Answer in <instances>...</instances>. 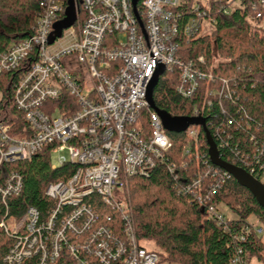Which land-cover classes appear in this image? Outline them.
I'll use <instances>...</instances> for the list:
<instances>
[{
  "label": "built area",
  "instance_id": "2783aa9c",
  "mask_svg": "<svg viewBox=\"0 0 264 264\" xmlns=\"http://www.w3.org/2000/svg\"><path fill=\"white\" fill-rule=\"evenodd\" d=\"M38 5L32 34L0 50V74L17 73L12 99L24 121L22 129L15 118L0 122V204L6 213L0 228L7 237L3 264L33 259L52 264L63 254L75 264H159L158 252L138 239L132 209L120 192L129 179L151 177L167 163L173 147L147 100L155 74L163 68L161 78L178 70L177 93L184 99L193 97L202 81H214L201 69L203 59L185 62L179 56L180 39H192L202 30L204 13L196 4L184 22L182 0H138L141 27L133 0H80L76 23L49 44L67 5L62 0H38ZM251 10L256 19H264V0H256ZM227 86L224 81L209 96L229 99ZM206 105L212 107L213 100ZM193 118L204 119L199 110ZM198 129L190 126L185 133L196 139ZM44 151L67 154L58 157L57 165L52 162V169L72 164L76 170L48 185L45 194L53 205L46 215L29 207L16 218L9 214L8 199L22 194L24 178L8 166ZM260 170L252 168L249 174L264 185ZM181 192L190 193L209 218L229 228L212 202L214 186L203 189L199 178ZM247 230L263 234L259 227ZM233 263L244 264L240 256Z\"/></svg>",
  "mask_w": 264,
  "mask_h": 264
},
{
  "label": "trees",
  "instance_id": "16d2710c",
  "mask_svg": "<svg viewBox=\"0 0 264 264\" xmlns=\"http://www.w3.org/2000/svg\"><path fill=\"white\" fill-rule=\"evenodd\" d=\"M67 1L62 0L65 6ZM234 1L212 0L204 4L201 0H182L184 22L199 4L212 31L208 35H200V31L192 39L181 38L179 56L185 62L199 63L203 59L201 69L211 74L214 81H202L196 94L184 99L177 93L180 72L167 71L153 98L156 107L171 117L193 118L199 110L222 160L250 173L252 168H264V34L258 29L264 19H256L251 10L256 0H238L240 7L231 11ZM76 2L79 4L80 0ZM38 10V0H0L1 51L32 34ZM16 79L17 73L0 74V122L7 124L15 118L18 129H22L23 115L12 99ZM224 81L228 83L229 99L211 98L210 92L219 90ZM209 99L213 100L212 107L206 105ZM168 134L173 147L167 163L147 179L127 181L124 195L132 209L138 239L154 245L159 264H234L238 256L244 264L253 258L264 261L262 236L247 230L256 227L250 218L264 224V209L248 189L211 163L204 129L199 127L196 139L185 132ZM52 162L50 152L44 151L29 162L8 166L24 178L22 194L8 199L10 215L20 218L29 207L46 215L52 208V201L45 194L48 185L65 181L76 170L72 164L52 169ZM214 171L216 176L212 175ZM199 178L203 189L215 187L213 204L223 205L236 215V219L228 220V229L209 218L190 193L182 194L181 190ZM5 214L0 204V222ZM6 250L0 251V264ZM24 264H36V259ZM52 264L75 263L63 254Z\"/></svg>",
  "mask_w": 264,
  "mask_h": 264
},
{
  "label": "water",
  "instance_id": "95a60500",
  "mask_svg": "<svg viewBox=\"0 0 264 264\" xmlns=\"http://www.w3.org/2000/svg\"><path fill=\"white\" fill-rule=\"evenodd\" d=\"M137 5L138 0H133V7H134V14L138 18L137 14ZM77 14H78V6L76 0H68L67 7L65 10V19L61 22H58L54 26V34L50 37L49 44H53V42L62 36L64 30L71 28L77 21ZM140 26L142 27L141 22L139 21ZM164 69H160L152 79L149 88H148V95L147 100L150 107L158 113L159 117L162 120L164 129L168 133H175L180 134L187 131L190 126H199L204 129L206 134L207 142L209 145V158L213 165L219 167L220 169L226 171L230 174L237 183L248 189L251 194L255 197L258 204L264 209V185L257 179L254 178L252 175L247 173L246 171L235 167L231 164H228L222 160L220 157L219 151L217 149V145L214 142L212 136L207 130L206 122L204 119L200 118H177L171 117L164 111L159 110L154 102L153 94L154 90L157 87L160 76L163 74Z\"/></svg>",
  "mask_w": 264,
  "mask_h": 264
},
{
  "label": "rangeland",
  "instance_id": "374dc122",
  "mask_svg": "<svg viewBox=\"0 0 264 264\" xmlns=\"http://www.w3.org/2000/svg\"><path fill=\"white\" fill-rule=\"evenodd\" d=\"M202 3L204 4H209L212 0H201ZM240 7V4H239V1L236 0L233 2V4L231 5V11L237 9ZM258 29L264 34V25H261L258 27ZM212 31V27L211 25L206 21L203 23V26H202V30H201V33L200 35H208L210 34ZM216 62H218V58H216ZM1 98H2V94L0 93V101H1ZM169 136V134H168ZM61 155H67L66 153H55L52 155V160H53V163L55 165L58 164V157L61 156ZM121 195H123L124 193L120 192ZM219 210L223 213V215L225 216L226 220H234L236 219V215L234 214L233 211H231L230 209H228L227 207L221 205L219 207ZM249 222L251 224H253L254 226H258V227H261L263 226V234L261 235L263 240H264V224L262 223H259V221H257L255 218H250L249 219ZM6 246H7V237L5 236L4 232L2 231V229H0V251L6 249ZM144 247L148 250H154V251H157L156 248L154 247V245L152 243H144ZM263 257H264V253H263ZM163 264H169V263H163ZM248 264H264V261L260 262L258 261L257 259L253 258L251 259Z\"/></svg>",
  "mask_w": 264,
  "mask_h": 264
}]
</instances>
